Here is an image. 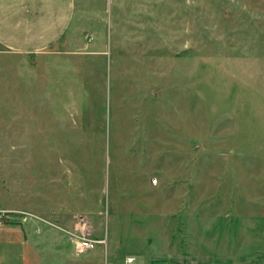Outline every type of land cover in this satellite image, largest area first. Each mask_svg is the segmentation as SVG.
Here are the masks:
<instances>
[{
    "label": "rangeland",
    "instance_id": "1",
    "mask_svg": "<svg viewBox=\"0 0 264 264\" xmlns=\"http://www.w3.org/2000/svg\"><path fill=\"white\" fill-rule=\"evenodd\" d=\"M0 211L37 216L26 264H264V0H76L1 53Z\"/></svg>",
    "mask_w": 264,
    "mask_h": 264
},
{
    "label": "crops",
    "instance_id": "2",
    "mask_svg": "<svg viewBox=\"0 0 264 264\" xmlns=\"http://www.w3.org/2000/svg\"><path fill=\"white\" fill-rule=\"evenodd\" d=\"M75 10L76 0H0V54L32 55L58 47L71 30ZM30 226L36 233L37 227L31 224H0V247L8 252V261L17 257L18 264H26L29 248L37 252ZM162 261L153 264H173L174 259Z\"/></svg>",
    "mask_w": 264,
    "mask_h": 264
},
{
    "label": "built area",
    "instance_id": "3",
    "mask_svg": "<svg viewBox=\"0 0 264 264\" xmlns=\"http://www.w3.org/2000/svg\"><path fill=\"white\" fill-rule=\"evenodd\" d=\"M153 184H157L158 180L153 179ZM37 216L26 212L0 211V223H18L27 225L34 222ZM30 221V222H29ZM40 233V229L37 230ZM71 240L74 242L76 252L82 254L95 250L99 245H104L105 241L95 237L92 231V226L87 217L81 216L78 218L74 231L71 232ZM125 264H137L135 258H128Z\"/></svg>",
    "mask_w": 264,
    "mask_h": 264
}]
</instances>
